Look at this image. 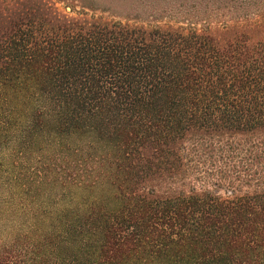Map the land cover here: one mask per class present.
<instances>
[{"label":"trees","instance_id":"trees-1","mask_svg":"<svg viewBox=\"0 0 264 264\" xmlns=\"http://www.w3.org/2000/svg\"><path fill=\"white\" fill-rule=\"evenodd\" d=\"M59 1L0 0V264H264V0Z\"/></svg>","mask_w":264,"mask_h":264},{"label":"rangeland","instance_id":"rangeland-1","mask_svg":"<svg viewBox=\"0 0 264 264\" xmlns=\"http://www.w3.org/2000/svg\"><path fill=\"white\" fill-rule=\"evenodd\" d=\"M57 1H58V6H59L60 9H62L64 11L65 10H67V11H70L71 10V8L68 7L67 4L64 1H59V0H57ZM45 189H46V187L41 188V189L34 188V190L32 191L31 194L34 197L37 196V194H41L42 195V193L44 192ZM43 195H44V193H43ZM30 197L32 198V196H26V198H30Z\"/></svg>","mask_w":264,"mask_h":264}]
</instances>
